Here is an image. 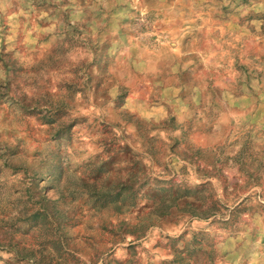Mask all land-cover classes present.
Masks as SVG:
<instances>
[{
    "label": "rangeland",
    "instance_id": "rangeland-1",
    "mask_svg": "<svg viewBox=\"0 0 264 264\" xmlns=\"http://www.w3.org/2000/svg\"><path fill=\"white\" fill-rule=\"evenodd\" d=\"M0 264H264V0H0Z\"/></svg>",
    "mask_w": 264,
    "mask_h": 264
}]
</instances>
